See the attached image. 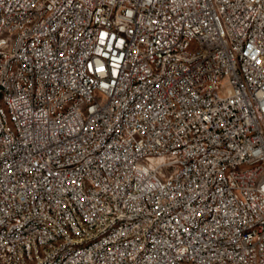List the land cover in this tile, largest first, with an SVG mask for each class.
Listing matches in <instances>:
<instances>
[{
  "label": "built area",
  "instance_id": "1",
  "mask_svg": "<svg viewBox=\"0 0 264 264\" xmlns=\"http://www.w3.org/2000/svg\"><path fill=\"white\" fill-rule=\"evenodd\" d=\"M0 264H264V0H0Z\"/></svg>",
  "mask_w": 264,
  "mask_h": 264
}]
</instances>
